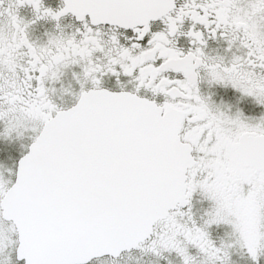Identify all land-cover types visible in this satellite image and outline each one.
Here are the masks:
<instances>
[{
    "label": "snow or ice",
    "instance_id": "snow-or-ice-1",
    "mask_svg": "<svg viewBox=\"0 0 264 264\" xmlns=\"http://www.w3.org/2000/svg\"><path fill=\"white\" fill-rule=\"evenodd\" d=\"M0 264H264V0H0Z\"/></svg>",
    "mask_w": 264,
    "mask_h": 264
}]
</instances>
